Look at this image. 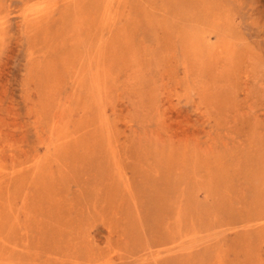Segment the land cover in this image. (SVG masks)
I'll return each mask as SVG.
<instances>
[{"label":"rangeland","instance_id":"1","mask_svg":"<svg viewBox=\"0 0 264 264\" xmlns=\"http://www.w3.org/2000/svg\"><path fill=\"white\" fill-rule=\"evenodd\" d=\"M0 264H264V0H0Z\"/></svg>","mask_w":264,"mask_h":264}]
</instances>
